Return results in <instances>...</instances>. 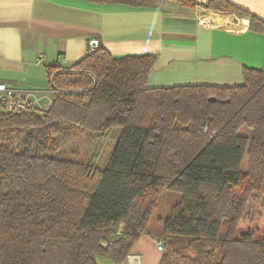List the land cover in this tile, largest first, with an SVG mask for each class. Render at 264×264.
Masks as SVG:
<instances>
[{"label": "trees", "instance_id": "trees-1", "mask_svg": "<svg viewBox=\"0 0 264 264\" xmlns=\"http://www.w3.org/2000/svg\"><path fill=\"white\" fill-rule=\"evenodd\" d=\"M87 1L156 8L161 0ZM204 7L245 15L264 32L263 20L227 0ZM156 56H114L99 44L74 71L46 68L55 87L88 92L54 93L47 108L0 109V264L121 263L149 232L161 189L179 198L162 220L158 264H264V232L235 237L251 197L264 205V70L244 68L237 85L149 87ZM82 132L109 137L108 154L87 162L59 152Z\"/></svg>", "mask_w": 264, "mask_h": 264}, {"label": "crops", "instance_id": "crops-1", "mask_svg": "<svg viewBox=\"0 0 264 264\" xmlns=\"http://www.w3.org/2000/svg\"><path fill=\"white\" fill-rule=\"evenodd\" d=\"M210 0H161L156 8L87 0H0V82L47 83L50 65H72L87 54L91 36L110 54L156 53L149 87L230 86L243 69L264 70V32L234 11L204 7ZM264 21V0H227ZM120 223L118 230H121ZM160 235L139 234L125 261L158 264ZM97 264H116L96 258Z\"/></svg>", "mask_w": 264, "mask_h": 264}, {"label": "rangeland", "instance_id": "rangeland-1", "mask_svg": "<svg viewBox=\"0 0 264 264\" xmlns=\"http://www.w3.org/2000/svg\"><path fill=\"white\" fill-rule=\"evenodd\" d=\"M244 134H247V130H241ZM112 140L107 137L106 139H93L86 132H82L72 139H68L59 146V152H72L79 159L93 162H97L105 157L112 144ZM15 143V139L12 140ZM242 168L245 170L248 167V157L245 156L242 163ZM247 188V183H241L234 187L235 194H241L243 190ZM179 195L169 191L167 189H161L158 195L157 206L149 219V232L154 234H161L162 220L168 214L171 206L178 200ZM228 227L226 223L222 224V229L225 230ZM250 232L253 238H259L264 232V205L262 199L258 196H253L249 200L247 214L239 222L235 237H240L241 233Z\"/></svg>", "mask_w": 264, "mask_h": 264}, {"label": "built area", "instance_id": "built-area-1", "mask_svg": "<svg viewBox=\"0 0 264 264\" xmlns=\"http://www.w3.org/2000/svg\"><path fill=\"white\" fill-rule=\"evenodd\" d=\"M99 46V39L91 36L87 40V51L93 52ZM65 70L74 71L71 65L64 66ZM52 78V77H51ZM86 93V89L78 87H55L52 82L39 87H23L6 82H0V109L4 112H19L29 106L33 108H47L52 101L54 93ZM159 249L164 250L162 240L157 241Z\"/></svg>", "mask_w": 264, "mask_h": 264}, {"label": "water", "instance_id": "water-1", "mask_svg": "<svg viewBox=\"0 0 264 264\" xmlns=\"http://www.w3.org/2000/svg\"><path fill=\"white\" fill-rule=\"evenodd\" d=\"M208 99H209L210 101H215V100H217V98H216L215 96H209ZM221 100H222V99H221ZM222 101H225V100H222Z\"/></svg>", "mask_w": 264, "mask_h": 264}]
</instances>
